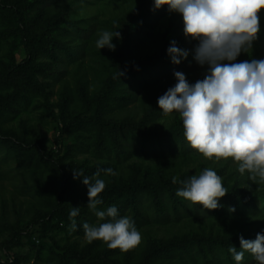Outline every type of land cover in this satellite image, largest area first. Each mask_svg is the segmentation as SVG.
I'll use <instances>...</instances> for the list:
<instances>
[{"label":"rangeland","instance_id":"rangeland-1","mask_svg":"<svg viewBox=\"0 0 264 264\" xmlns=\"http://www.w3.org/2000/svg\"><path fill=\"white\" fill-rule=\"evenodd\" d=\"M259 24L241 52L246 61L260 40L264 58V10ZM105 30L120 32L115 50L96 47ZM172 41L189 53L178 65L167 52ZM198 43L185 36L182 14L156 9L154 0H0V264H231L210 239L228 228L251 232L246 240L264 234V183L231 158L206 159L186 141L180 114L159 108L175 72L190 85L207 75L194 59ZM107 168L117 174L95 177L106 184L98 209L115 206L135 222L141 243L127 252L85 239V222L104 221L87 207V186L73 170L94 177ZM206 168L234 187L238 201L219 198L209 210L176 195L175 208V195L165 193L159 212L145 192L149 183ZM73 207L80 211L70 233ZM160 242L173 252L148 258ZM240 264L257 261L245 253Z\"/></svg>","mask_w":264,"mask_h":264},{"label":"clouds","instance_id":"clouds-1","mask_svg":"<svg viewBox=\"0 0 264 264\" xmlns=\"http://www.w3.org/2000/svg\"><path fill=\"white\" fill-rule=\"evenodd\" d=\"M165 5L169 12L182 14L185 36L199 41L194 59L201 66L207 65L208 73L202 81L190 85L183 73L175 72L177 83L158 98L159 108L165 116L180 114L186 141L206 159L231 158L241 174L247 172L251 181L264 183V59L234 62L258 38L264 0H154L156 9ZM113 37L121 38L120 32L103 31L96 47L115 50ZM167 52L177 65L189 55L187 50L176 47L175 41ZM122 75L119 71L118 78ZM101 171L117 174L107 168L88 177L73 170V178L83 177L82 183L87 186V207L104 221L98 225L85 222V239L88 243L100 240L109 249L127 252L139 246L141 233L130 217L118 216L115 206L98 209L103 203L98 197L106 187L103 179L95 178ZM172 183L183 185L177 196L209 210L217 209L218 199L227 193L222 178L211 168L187 180L173 176ZM79 211V207L70 210V233L77 229L75 218ZM228 251L236 264L243 261L245 253H250L257 264H264V234L257 233L255 240L241 236L240 250L232 246Z\"/></svg>","mask_w":264,"mask_h":264},{"label":"trees","instance_id":"trees-1","mask_svg":"<svg viewBox=\"0 0 264 264\" xmlns=\"http://www.w3.org/2000/svg\"><path fill=\"white\" fill-rule=\"evenodd\" d=\"M20 36L23 40V44L24 47L27 51L28 54H32V47H31V43H30V39L28 36V32L26 30V27L24 25V23L22 24L21 22V27H20ZM258 43L260 44V46L258 48H256V50L254 51V55L253 58L249 59V62L253 59L256 60H261L264 59L263 55H262V41H258ZM246 61L245 55H243V53H240L238 59H236V63L238 62H243ZM172 175H170V177L166 180L162 179L159 183L157 184H152L149 183L147 185V188H145V192H147L148 194H150L152 196V199L156 200L154 205L156 208H158L157 210L159 212H164L165 210V203H164V199H163V195H165V193L167 194H172L175 195L174 198V205L176 208V205H178V203L180 202L178 198H176V192L178 189H180L181 187H183L182 184H173L172 183ZM181 180H185V176L182 177ZM226 187V186H225ZM227 193L224 197L220 198L222 200H224V202L226 203L227 201L229 203H232L233 201L237 200L238 201V196H237V192L234 190V187H226ZM36 221H43V218H36ZM251 232H241V229H232V228H228V230L225 231L224 234H221L219 237L220 238H215V239H210V241L212 243H215L217 245L221 246L222 249V253L224 255V257L226 259H229V262H232L231 264H236V261L234 260L232 254L228 251L229 247H236L237 250H239V243H240V237L243 236V238L247 239L250 238ZM163 251H167V252H173V249L170 245H161V242L159 245H152L149 250L147 251V255L148 258L152 259L155 258L159 253L163 252ZM171 258V257H170Z\"/></svg>","mask_w":264,"mask_h":264}]
</instances>
